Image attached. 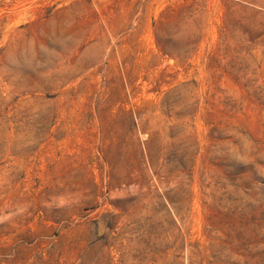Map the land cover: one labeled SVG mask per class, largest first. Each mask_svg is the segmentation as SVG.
<instances>
[{"label": "rangeland", "instance_id": "374dc122", "mask_svg": "<svg viewBox=\"0 0 264 264\" xmlns=\"http://www.w3.org/2000/svg\"><path fill=\"white\" fill-rule=\"evenodd\" d=\"M0 264H264V0H0Z\"/></svg>", "mask_w": 264, "mask_h": 264}]
</instances>
